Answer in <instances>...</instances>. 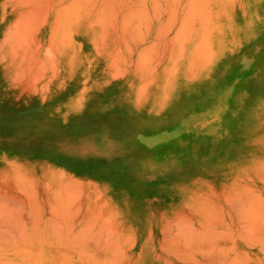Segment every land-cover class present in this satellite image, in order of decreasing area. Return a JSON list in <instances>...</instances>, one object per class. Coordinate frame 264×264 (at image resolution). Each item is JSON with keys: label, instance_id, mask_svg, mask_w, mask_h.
Wrapping results in <instances>:
<instances>
[{"label": "rangeland", "instance_id": "rangeland-1", "mask_svg": "<svg viewBox=\"0 0 264 264\" xmlns=\"http://www.w3.org/2000/svg\"><path fill=\"white\" fill-rule=\"evenodd\" d=\"M28 1L23 0L31 4L29 7L19 6L18 0H0V65L8 69L6 80H0V195L9 200L19 196L24 202L19 201L26 202L25 207L14 198L1 201L0 196V202H4L1 206L7 202L10 209L8 213L0 209V235L6 234L0 241L8 239L13 230L24 229L20 228L23 223L18 226V220L25 219L29 229L35 217L43 218L36 223L37 228L39 224V234L48 235L46 227L51 226L54 232L52 226L63 225L67 211H71L72 220L78 210L71 221L76 226H63V239L89 241L85 264H110L119 255L111 254L107 247L111 240H104V229L102 236H96L101 232L97 229L100 224V228H110V239L117 238L119 249L112 247L121 255L113 264H187L175 257V251L183 249L186 241L191 243L182 235L185 225L192 226L191 230L186 228L189 234L196 229L189 238L191 251L202 249L210 255L207 249L211 248V257H216L211 263L221 264L219 259H225L224 264H232L235 259L233 264H239L236 259L241 258L243 264H257L263 260L259 246L264 245V41H255L264 35V0L167 1L171 6L165 0H156L159 4L155 0ZM152 2L159 12H153ZM189 3L191 7L196 4L198 10L185 12ZM108 5L112 6L110 10ZM171 12L173 17H167ZM183 16L193 19L190 22ZM181 20L188 26L183 24L186 31ZM29 21L40 27L30 26ZM240 48L243 51L238 53ZM209 53L213 57L204 58ZM235 58L237 68L233 66ZM13 75L20 85L18 92H13L10 85ZM66 97H81L70 104L75 112L63 110ZM77 118L82 119L75 121ZM231 185L237 188L236 194L227 192ZM251 194L263 199L250 198ZM16 200L25 208L18 205L24 216H18L19 209L15 214ZM254 200L261 201L257 204ZM37 202L40 212L35 207ZM255 205L261 211L257 212ZM62 206L70 209L63 212L64 220L60 218ZM55 207L61 210L59 214H53ZM240 207L246 214H255L254 218L251 215L253 223ZM238 210L248 220L240 218ZM30 211L43 216H29ZM88 216L94 222L98 219L93 222L95 226L91 224L90 233L80 227ZM7 218L9 229L4 227ZM45 220L49 225L43 228ZM12 226L15 229L11 231ZM199 231L203 234L194 237ZM18 232L13 235L19 236ZM239 233L245 234L241 235L243 239ZM71 241L52 247H56L52 253L57 264H67L66 258L73 261L77 256ZM33 243L30 254L20 259L22 264L37 260L38 253L42 260L41 244ZM116 244L111 241L110 245ZM243 252L252 257L250 261ZM41 260L38 264H43ZM68 264L84 263L74 260Z\"/></svg>", "mask_w": 264, "mask_h": 264}, {"label": "bare ground", "instance_id": "bare-ground-1", "mask_svg": "<svg viewBox=\"0 0 264 264\" xmlns=\"http://www.w3.org/2000/svg\"><path fill=\"white\" fill-rule=\"evenodd\" d=\"M29 1H31V0H29ZM29 1H28V2H29ZM43 1H44V0H43ZM59 1H60V0H59ZM75 1H78V0H75ZM75 1L73 0L74 3H75ZM95 1H96V0H95ZM100 1H101V0H100ZM100 1H99V2H100ZM124 1H125V0H124ZM142 1H143V0H142ZM145 1H146V0H145ZM165 1H166V3H169V2H167V1H169V0H165ZM170 1H171V0H170ZM192 1L195 2L196 0H192ZM192 1L190 0L191 4L193 3ZM197 1H198V0H197ZM18 2H19V3L21 2L19 6H21V5H23V6H27V5H28V7H29V5H31V4H26V3H24L23 0H22V1H21V0H18ZM22 2H23V3H22ZM28 2H27V3H28ZM32 2H33L32 4H34V1H32ZM35 2H36V0H35ZM37 2H38V1H37ZM47 2H48V1H47ZM138 2H139V1H138ZM155 2H157V1L155 0ZM158 2L160 3V1H158ZM158 2H157L156 4H159ZM179 2H180V1H179ZM186 2H187V1H186ZM188 2H189V0H188ZM188 2H187V3H188ZM199 2L201 3L202 1L200 0ZM203 2H204V1H203ZM41 3H42V2H41ZM74 3H73V4H74ZM122 3H123V2H122ZM152 3H153V2H152ZM164 3H165V2H164ZM170 3H171V2H170ZM170 3H169V5H170ZM195 3H196V2H195ZM39 4H40V2H39ZM39 4L37 3V5H39ZM43 4H44V2H43ZM45 4H46V3H45ZM73 4H72V6H73ZM104 4H105V3H104ZM108 4H109V3H108ZM123 4H124V3H123ZM123 4H121V5H123ZM145 4H146V3H145ZM153 4H154V3H153ZM174 4H175V3H174ZM185 4H186V3H185ZM185 4L183 3V5H185ZM191 4L189 3V7H190L191 9H190V10H187V9L189 8V7H187V9L185 10V12H186V11H187V12L189 11V14H190V11L195 12V11H193L192 8H195L194 6H195L196 4L192 5L193 7H191ZM203 4H204V3H203ZM203 4H200V5H201V6H204ZM34 5L36 6V4H34ZM64 5H65V4H64ZM69 5H70V4H69ZM117 5H118V4H117ZM165 5H166V4H165ZM183 5H182V6H183ZM43 6H44V5H43ZM65 6H66V5H65ZM67 6H68V3H67ZM70 6H71V5H70ZM70 6H68V7H70ZM86 6H87V5H86ZM154 6H155V4L153 5V7H154ZM170 6H171V5H170ZM31 7H32V6H31ZM47 7H48V6H47ZM74 7H75V6H74ZM84 7H85V6H84ZM89 7H91V6H89ZM111 7H112V6L108 5V9L111 8ZM116 7H117V6H116ZM156 7H157V6H155L154 8H152V9H153V12H154V11H155V12L157 11V10L155 9ZM161 7H162V6H160V8H161ZM35 8H36V7H35ZM60 8H61V7H60ZM86 8H87V7H86ZM124 8H125V7H124ZM163 8H164V7H163ZM163 8H162V9H163ZM170 8H171V7H169V9H170ZM196 8H197V7H196ZM196 8H195V9H196ZM200 8H201V7H200ZM31 9H33V8H31ZM42 9H43V7H42ZM42 9L40 10V8H39V11H42ZM68 9H70V8H66V10H68ZM73 9H75V8H72V11H74ZM91 9H92V7H91ZM91 9H90V11H91ZM101 9H102V8H101ZM113 9H114V8H113ZM116 9H117V8H116ZM116 9H115V10H116ZM162 9H161V10H162ZM169 9H168V10H169ZM195 9H194V10H195ZM27 10H28V9H27ZM33 10H34V9H33ZM55 10H56V9H55ZM81 10H82V9H81ZM84 10H85V9H84ZM109 10H110V9H109ZM163 10H164V9H163ZM163 10H162V11H163ZM165 10H166V9H165ZM181 10H182V8H181ZM196 10H198V9H196ZM201 10H203V7L201 8ZM201 10H199V11L203 14V11H201ZM101 11H103V10H101ZM143 11H144V10H143ZM176 11H177V10H176ZM176 11H172V12L175 13ZM29 12H30V11H29ZM33 12H34V11H33ZM33 12H32V13H33ZM46 12H47V11H45V13H46ZM55 12H56V11H55ZM68 12H69V11H68ZM70 12H71V11H70ZM75 12H76V11H75ZM88 12H89V9H88ZM111 12H113V13L116 12V13H117V11H113L112 9H111ZM128 12H129V11H128ZM157 12H159V11H157ZM172 12H171L170 15H167V17H170L171 15H172L171 17H173ZM200 12H198V13H200ZM30 13H31V12H30ZM57 13H58V12H57ZM84 13H86V12H84ZM113 13H112V14H113ZM118 13H119V12H118ZM138 13H141V12H138ZM138 13H136V14H138ZM144 13H145V11H144ZM146 13H148V12H146ZM206 13H207V12H205V14H206ZM35 14H36V13H34V15H35ZM41 14H42V13H41ZM66 14H67V12H66ZM66 14H65V16H66ZM70 14H71V13H70ZM75 14H77V12H76ZM100 14H101V13H100ZM124 14H125V13H124ZM158 14H159V13H158ZM168 14H169V13H168ZM183 14H186V13H183ZM205 14H204V16H207V15H208V14H206V15H205ZM22 15L24 16V15H26V14L23 13ZM46 15H47V13H46ZM46 15L44 16V19H46ZM87 15H88V13H87ZM152 15H153V13H152ZM154 15H155V13H154ZM154 15H153V16H154ZM175 15H177V14L175 13ZM199 15H200V14H199ZM32 16H33V15H32ZM39 16H40V15H39ZM75 16H76V15H75ZM112 16H113V15H112ZM158 16H160V14L157 15V17H158ZM28 17H29V16H28ZM37 17H38V16H37ZM42 17H43V16H42ZM54 17H55V16H54ZM122 17H123V16H122ZM154 17H155V16H154ZM183 17H184L186 20H187V19L190 20V22H191V19H193L192 16H190L191 18H188L187 16H186V17L183 16ZM194 17H195V16H194ZM33 18H34V17H33ZM39 18H40V17H39ZM75 18H76V17H75ZM77 18H79V17H77ZM123 18H124V17H123ZM123 18H122V19H123ZM141 18H142V17H141ZM148 18H149V17H148ZM150 18H152V17L150 16ZM174 18H176V20H177V17H174ZM23 19H24V18H23ZM42 19H43V18H42ZM56 19H59V18H56ZM114 19H116V18H114ZM124 19H125V18H124ZM30 20H31V22H33V24H35V23H34L35 19L32 20V18H31ZM54 20H55V19H54ZM54 20H53V21H54ZM142 20H143V19H142ZM147 20H148V19H147ZM171 20H173V19H171ZM182 20L184 21V19H182ZM182 20H181V22H182ZM186 20H185L184 22H189V21H186ZM203 20H204V17H203ZM205 20H206V18H205ZM70 21H72V19H71ZM70 21H69V22H70ZM166 21H167V24H168V22H169L170 20L167 18ZM27 22H28V21H27ZM64 22H65V21H64ZM121 22H122V21H121ZM173 22H175V21H173ZM184 22L181 23V25H182V29H183V30H185L184 27H188L186 23L184 24ZM192 22H193V21H192ZM29 23H30V21H29ZM102 23H103V22H102ZM136 23H137V22H136ZM165 23H166V22H165ZM170 23H172V22H170ZM170 23H169V24H170ZM58 24H59V23H58ZM109 24H110V23H109ZM174 24H175V23H174ZM174 24H173V25H174ZM183 24L185 25L184 27H183ZM189 24H190V23H189ZM31 25H32V24L30 23V26H31ZM158 25H159V24H158ZM162 25H163V24H162ZM205 25H206V24H205ZM30 26H28V27H30ZM32 26H35V25H32ZM37 26H39V25H37ZM37 26H35L36 29H37ZM62 26H63V25H62ZM123 26H125V25H123ZM127 26H128V25H127ZM167 26H168V25H167ZM167 26H166V27H167ZM170 26H171V24H170ZM39 27H40V26H39ZM166 27L164 26V28H166ZM23 28H24V27H23ZM23 28H22V29H23ZM35 28H34V29H35ZM125 28H126V27H125ZM128 28H129V27H128ZM161 28H162V27H160V30H161ZM164 28H163V29H164ZM168 28H169V27H168ZM178 28H179V27H178ZM178 28H177L176 30H177V32L179 33ZM180 28H181V26H180ZM180 28H179V30H180ZM26 29L29 30V28H26ZM32 29H33V28H32ZM116 29H117V28H116ZM182 29H181V31H182ZM30 30H31V29H30ZM125 30H126V29H125ZM164 30H165V29H164ZM22 31L25 32V33H26V32L28 33V31H26L25 29L22 30ZM22 31H20V35H21V32H22ZM138 31H139V30H138ZM140 31H141V30H140ZM167 31H168V30H167ZM185 31H186V30H185ZM187 31H188V30H187ZM177 32H175V33H177ZM182 32H183V31H182ZM27 33H26V34H27ZM65 33H66V32H65ZM131 33H132V32H131ZM26 34H22V35L25 37ZM28 34H29V33H28ZM136 34H137V33H136ZM141 34H142V33H141ZM22 35H21V36H22ZM32 35H34V34H32ZM142 35H143V34H142ZM18 36H19V35H18ZM27 36H28V35H27ZM29 36L31 37V35H29ZM171 36H172V35H171ZM177 36H178V35H177ZM180 36H181V35H180ZM31 38H32V37H31ZM176 38H177V37H176ZM17 39H18V38H17ZM21 39L23 40V37H21ZM29 39H30V38H29ZM26 40H27V39H26ZM60 40H61V39H60ZM203 41H204V40H203ZM259 41H261V42L264 41V35L262 36V38L257 39L255 42H258V43H259ZM16 42H17V41H16ZM19 42H20V41H19ZM127 43H128V42H127ZM127 43H126V44H127ZM153 44H154V43H152V45H153ZM152 45H151V46H152ZM199 45H200V44H199ZM251 45H252V44H251ZM154 46H155V45H154ZM250 47H251V46H249V48H250ZM146 50H147V49H146ZM130 51H131V50H130ZM240 51H243V50L240 48V49L238 50V53H239ZM129 53H130V52H129ZM139 53H140V52H139ZM145 53H146V52H145ZM211 54H213V53L206 54V55L204 56V58H205L206 56H208V57H209V56H210V57H213ZM136 55H137V54H136ZM142 55H143V54H142ZM140 57H142V56H140ZM210 57H209V58H210ZM204 58H203V59H204ZM124 59H125V58H124ZM147 59H148V58H147ZM203 59H202V61L204 62L205 59H204V60H203ZM212 59H213V58H212ZM212 59H211V60H212ZM140 60H141V59H140ZM208 60H209V59H208ZM208 60H206V62H207ZM237 61H238V59L235 58V61L233 62V66L236 67V68H237V66H238ZM206 62H205V63H206ZM146 63H147V62H146ZM207 64H208V62L206 63V65H207ZM208 65H209V64H208ZM210 66H211V65H210ZM211 67L213 68V66H211ZM55 107H56V106H55ZM62 112H63V111H62ZM59 113H60V112H59ZM55 114H57V113H55ZM58 117H59V115H58ZM80 119H82V118H77V119H75V121H79ZM85 119H87V118H85ZM54 120H55V119H54ZM57 120H58V119H57ZM57 120H56L57 124H58V122H59V124H61V123H60L61 120H59V121H57ZM150 121H152V120H150ZM150 121H149V122H150ZM72 122H73V120H72ZM143 153H144V152H143ZM261 166H262V165H261ZM260 179H261V178H260ZM261 181H262V180H261ZM263 181H264V180H263ZM263 183H264V182H263ZM30 186H31V185H30ZM231 186L233 187V185H231ZM236 189H237L236 187H233V188H231L230 190L228 189L227 192H231V193L233 192V193H234L235 191H237ZM23 190H24V189H23ZM247 191H248V190H247ZM21 192H22V191H21ZM30 192H32V191H30ZM240 192H241V191H240ZM253 192H254V191H253ZM22 193H23V192H22ZM32 193H34V192H32ZM250 193H251V191H250ZM254 193H255V192H254ZM234 194H236V193H234ZM255 194H256V193H255ZM259 194H260V193H259ZM259 194H258L257 196L261 197ZM3 195H4V193H3ZM27 195H28V194H27ZM238 195H239V194H238ZM238 195H237V196H238ZM0 196H1V195H0ZM36 196L38 197V195H35V198H36ZM239 196H240V195H239ZM253 196H254L255 198L257 197V196H255L254 194H253ZM253 196H252V194H251V197H250V196H249V197L252 198ZM1 197H2V196H1ZM1 197H0V198H1ZM5 197H6V196H5ZM7 197L10 198V195L7 196ZM33 197H34V196H33ZM74 197H75V196H74ZM240 197H241V196H240ZM245 197H246V196H245ZM13 198H14V199H17L15 196L12 197V199H13ZM18 198H19V199H17V200L19 201V200L21 199V197L18 196ZM25 198H26V197H25ZM25 198H23V199H25ZM35 198H33V199H35ZM77 198H78V197H77ZM229 198H230V197H229ZM247 198H248V197H247ZM261 198L263 199V197H261ZM12 199H10V200H12ZM14 199H13L12 201H14ZM47 199H48V198H47ZM66 199H68V198H66ZM66 199H65V200H66ZM230 199H231V198H230ZM232 199H233V198H232ZM234 199H235V198H234ZM237 199H238V198H237ZM239 199H240V198H239ZM262 199H261V200H262ZM2 200L5 201V200H9V199H5V198L3 199V197H2L1 201H2ZM10 200H9V201H10ZM17 200L14 202L15 205H16V203H17V208H16L17 210H14V212H15V211L18 212V209H19V208H18V205H19V207L22 208V207L25 206V204H26V202L23 203L24 201L21 199V201H23V202H21V201H19V202H21V203H20L21 205H23V204H24V205H23V206H20V204H19V202H17ZM25 200H26V199H25ZM27 200H28V199H27ZM61 200L63 201V199H60V201H61ZM69 200H70V199H69ZM69 200H66V202H67V201L69 202ZM250 200H251V199H250ZM261 200H259V201H261ZM263 200H264V199H263ZM263 200H262V201H263ZM36 201H37V200H36ZM36 201H35V202H36ZM41 201H42V200H41ZM45 201H46V200H45ZM58 201H59V199H58ZM231 201H232V200H231ZM233 201H234V200H233ZM241 201H242V200H241ZM241 201L239 202V205L241 204ZM248 201H249V200H248ZM254 201H255V200H254ZM256 201H258V200H256ZM256 201H255V202H256ZM259 201H258V202H259ZM29 202H30V201H29ZM32 202H33V200H32ZM42 202H43V201H42ZM66 202H64V203L67 204ZM226 202H227V201H226ZM1 203H2V202H0V209H1V210L3 209L2 212L5 210L6 213H8L10 209L7 208V207H9V206H7V204H6L7 202H6L4 205H2V206H5L6 208H5V207H2V206H1ZM3 203H4V202H3ZM3 203H2V204H3ZM37 203H38V202H37ZM37 203H35V204H36L35 207H38V210H39V209H40V207L38 206L39 203H38V204H37ZM43 203H44V202H43ZM64 203H63V204H64ZM70 203L72 204L71 201H70ZM236 203H237V202H236ZM256 203H257V202H256ZM262 203H263V202H262ZM8 204H9V203H8ZM11 204H12V203H11ZM50 204H51V203H50ZM61 204H62V202H61ZM71 204L69 205V207H71ZM229 204L232 205L231 202H229ZM234 204H235V203H234ZM242 204H244V202H243ZM252 204H253V203H252ZM254 204H255V203H254ZM257 204H259V203H257ZM67 205H68V204H67ZM67 205H64V206L67 207ZM260 205H261V204H260ZM51 206H52V205H51ZM53 206H54V205H53ZM53 206H52V207H53ZM64 206H62V209H63L64 211H63V210L61 211V210L59 209V210L62 212V214H60V216L63 217V218H62V217H60V218L63 219V220L65 219L64 216H63V212H64V214H66V213H65L66 210H70V209H68L69 207H68V208H65ZM237 206H238V204H237ZM241 206H242V205H241ZM255 206H256V205H255ZM258 206H259V205H257L256 207H258ZM263 206H264V205H263ZM10 207H11V206H10ZM12 207H13V205H12ZM15 207H16V206H15ZM25 207H26V206H25ZM27 207H28V206H27ZM41 207H42V206H41ZM49 207H50V206H49ZM58 207H59V206H58ZM80 207H81V206H80ZM211 207H212V206H211ZM238 207H239V206H238ZM248 207H250V206H248ZM248 207H247V208H248ZM50 208H51V207H50ZM55 208H56V207H55ZM55 208L52 209V210H54V211H53V214H54V212H56V213L59 214V210L57 211V208H56V210H55ZM203 208H204V207H203ZM215 208H216V207H215ZM232 208H234V207H232ZM235 208H236V207H235ZM241 208H242V207H240V210H241ZM247 208H246V209H247ZM259 208H260V207H258V209H256L257 212H259V211H258V210H260ZM262 208H263V207H262ZM6 209H7V210H6ZM13 209H14V208H13ZM22 209H25V208H22ZM65 209H66V210H65ZM77 209H79V211H80L81 208L78 207ZM199 209H200V208H199ZM212 209H213V208H212ZM238 209H239V208H238ZM254 209H255V208H254ZM38 210H36V212H37ZM43 210H44V208H43ZM52 210H51V214H52ZM75 210H76V209H75ZM75 210H72V211H75ZM213 210H214V209H213ZM233 210H234V209H233ZM240 210H238V211H239L238 213H240ZM5 211H4V212H5ZM19 211H20V212L18 213V216H19L20 213L24 216L25 213H23V211L21 212V209H19ZM31 211L33 212V210H31ZM31 211H30V212H31ZM41 211H42V210H41ZM48 211H49V210H48ZM211 211H212V210H211ZM221 211H222V210H221ZM244 211H245V210H244ZM249 211H250V210H249ZM249 211H248L247 213H249ZM260 211H261V210H260ZM14 212H13V213H14ZM32 212H31V213H32ZM39 212H40V210H39ZM43 212H44V211H43ZM67 212H68V214L65 215V216H66V220H64L65 223H64V221L59 220V221H62L63 225H61V223L55 221L56 223H59L61 226H60V225H59V226H58V225H55L54 227L52 226L54 232H52L51 226H50V228H49V226H48L49 223H47V224L45 223L47 219L43 222V224L45 223L44 225L42 224L43 228H45V225L48 226V227H46V230H45V231L48 232V229H49V234H50V235H49V234L47 235L46 233L43 234V235H41V234H42L41 231L39 232V229L42 230V227L39 228V224H40V222L43 220V218L35 217L36 222L33 220V222H34L35 224H32V226H31L29 229H28V226L24 225V224H26V220H25V219L23 220V222H19V220H18V226H19V224L21 225V224L23 223V224L20 226V228L23 227V226H25L24 229L21 228V229H23V230L20 231V229L18 228L17 231H15L16 229L12 226L13 228L11 227V231H12L13 229H15V230H13V233H14V232L17 233V232L19 231V232H18V235H19V236H17V235H13V233H12V235H10L9 233H7V235H10V236H8V239H9V240L6 239L7 237H4V238H5V241L2 242V241L4 240V239H3V236H4V235L6 236V234H3V236L0 235V236H2V241H0V264H18V263L22 264L21 261H20V259H21V258L23 259L24 256H27V255L30 254V251L32 250V249H31V248H32V245H31V244H32L33 242H37V244H39V245L41 244V245L39 246L40 248H39V247H38V248H39V250H43L44 253L42 252L43 254L41 255V256H42V260H41L40 254L38 253V255H37L36 253H37L38 251L36 250V253H35V254L37 255V257L39 256L40 259H39V257L37 258V260L33 258V260H35V261H37V262L33 261L32 263L30 262L29 264H38L39 260H41V263H43V264H57V263H58V262H57V259L54 258L53 253H52V251H53L56 247H55L54 249H52V247L57 246V245H59V246L62 245V246H63V243H64V242H65V245H66V242H67V244H69L68 242L71 241V240L69 239V237H68L67 239L64 237V239H63V233H64V232H63V226L65 225V226H67V228H69V227H74V225L76 226V223H75V222L72 223L71 221L74 220V219L76 218V217H75V214H77L76 212H78V210L75 212V214H74V212H72V214H74V215H72L73 218H74V219H72V220H71V218L69 217V215L71 214V213L69 214V212H71V211H67ZM213 212H214V211H213ZM241 212H242V213H245V216H247V217L250 215L249 217H251V218H248V219H249V221H251V222L253 223V221H252V216H253V218H254V215H255V214H254V215H253V214H250V213H249V214H246V212H243V210H241ZM251 212H252V209H251ZM257 212H256V214H257ZM6 213H5V214H6ZM13 213H12V214H13ZM79 213H80V212H79ZM97 213H98V212H97ZM97 213H96V214H97ZM214 213H215V212H214ZM226 213H227V212H226ZM228 213H229V212H228ZM236 213H237V212H236ZM252 213H255V212H252ZM15 214H17V213L15 212ZM15 214H14V215H15ZM36 214H38V212H37ZM36 214H35V215H36ZM88 214H89V213H88ZM218 214H219V213H217V215H218ZM223 214H224V213H223ZM229 214H230V213H229ZM261 214H262V212H261ZM7 215L9 216L10 213L7 214ZM22 215H21V216H22ZM28 215H29V216H35V215H33V213L30 215L29 212H28ZM99 215H100V214H99ZM195 215H196V217H197L198 220H199V217H198V213H197V212L195 213ZM207 215H208V214H207ZM220 215H221V214H219V216H220ZM251 215H252V216H251ZM257 215H259V214H257ZM4 216H5V215H4ZM23 216H22V218H24ZM36 216H39V215H36ZM42 216H43V215H42ZM42 216H39V217H42ZM53 216H54V215H53ZM55 216H56V215H55ZM55 216H54V217H55ZM57 216H59V215H57ZM67 216H68L69 219L67 218ZM70 216H71V215H70ZM76 216H77V215H76ZM78 216H79V215H78ZM86 216H87V214H86ZM92 216H93V215H92ZM96 216H97V215H96ZM208 216H209V215H208ZM214 216H216V213L214 214ZM242 216H243V215H242ZM242 216H241V213H240V218H241ZM245 216H243V217H245ZM0 217H1V214H0ZM2 217H3V215H2ZM6 217H7V216H6ZM47 217H48V216H47ZM93 217H94V216H93ZM105 217H106V216H105ZM220 217H221V216H220ZM256 217H258V216H256ZM256 217H255V218H256ZM8 218H9V217H8ZM8 218H7V220H8ZM15 218H17V217L15 216ZM22 218H21L20 220H22ZM52 218H53V217H52ZM60 218H59V219H60ZM81 218H82V217H81ZM87 218H88V220L86 219V220L84 221V224H83L84 226H80V227H81V228L85 227V228H83L84 230H85L86 228L89 229L87 232L90 233V229H91V231H92V229H93V228H91V227H93V225L95 226V224H96L95 222H96V220H98V219L95 220L94 218H96V217H94V218H93V219L95 220V222H94V221L90 220V219H92V218H90V216H88ZM222 218H223V217H222ZM232 218H233V217H232ZM258 218H259V217H258ZM261 218H264V216H262ZM0 219H1V218H0ZM10 219H11V217H10ZM37 219H39V220H37ZM48 219H50V218H48ZM53 219L56 220V217L53 218ZM53 219H52V220H53ZM103 219H104V218H103ZM105 219H106V218H105ZM212 219H213V218H212ZM218 219H219V218H218ZM248 219H246V217H245V219L243 218V220H248ZM14 220H15V219H14ZM69 220H70V221H69ZM78 220L80 221V219H78ZM78 220H77V222H78ZM106 220H107V219H106ZM209 220H210V219H209ZM209 220H208V222H209ZM219 220H220V219H219ZM222 220H224V219H222ZM237 220H238V219H237ZM1 221L3 222V218L1 219ZM1 221H0V224H1ZM11 221L13 222V216H12V219L10 220V223H11ZM31 221H32V219H31ZM38 221H39V224H38V228H39V229L37 228V224H36V223H38ZM50 221H51V220H50ZM75 221H76V220H75ZM89 221H90V222H89ZM238 221H239V220H238ZM256 221H257V220H256ZM14 222H16V221H14ZM24 222H25V223H24ZM27 222H28V221H27ZM51 222H52V221H51ZM67 222L69 223V225H67V224H68ZM70 222L72 223V225H71ZM85 222H86V223L88 222V223L86 224ZM91 222H92V223H91ZM93 222H94L95 224H93ZM178 222H179V221H178ZM180 222H181V221H180ZM208 222H206V224H207L206 226H208ZM246 222L248 223V221H246ZM6 223L8 224V223H9V220H8L7 222L4 221V227H5V226H8V225H6ZM10 223H9V224H10ZM16 223H17V222H16ZM16 223H15V224H16ZM74 223H75V224H74ZM78 223H79V222H78ZM89 223H90V224H89ZM104 223H105V222H104ZM175 223H176V222H175ZM202 223H203V222H202ZM244 223H245V221H244ZM249 223H250V222H249ZM12 224H13V223H12ZM15 224H14V225H15ZM91 224H93V225H91ZM99 224H100V223H99ZM211 224H213V223L211 222ZM222 224H223V223H222ZM256 224H257V222H256ZM263 224H264V223H263ZM88 225H91V226L88 227ZM187 225H188V224H187ZM202 225H203V224H202ZM202 225H201V226H202ZM226 225H227V224H226ZM245 225H246V224H245ZM251 225H253V224H251ZM251 225H250V226H251ZM0 226H1V225H0ZM2 226H3V225H2ZM10 226H11V225H10ZM15 226H16V225H15ZM33 226H36V227L34 228ZM68 226H69V227H68ZM100 226H101V224L99 225V228L97 227V229L101 230V232L98 230V231L100 232V234H96V233H95L96 236H97V237H98V235H101V236H102V233H103L102 231H103V229H104V232H105V233H103V238H104V236L106 235L105 238H104V240H105V241L107 240V243L111 240V241H114L115 244H116V241H117V238H116V237H115V238H116V241L110 239V237L113 235L112 231H111V230H110L111 232L109 231L110 228H109V229H108V228L106 229V228H102V227H101V228H102V229H101ZM170 226H171V225H170ZM172 226H173V225H172ZM182 226H183V225H182ZM188 226H189V228L191 227V228H190V230H191V229H192V226H190V225H188ZM199 226H200V225H199ZM201 226H200V228H201ZM241 226H242V224H241ZM178 227L180 228V226H178ZM208 227H209V226H208ZM252 227H253V226H252ZM0 228H1V227H0ZM2 228H3V227H2ZM7 228L9 229L10 227L8 226ZM7 228H6V229H7ZM47 228H48V229H47ZM167 228H170V227H167ZM186 228H187V226L185 225V226H184V229H185V231H187V232H186L187 234L185 233V231H183V230H184L183 228H182L183 230L180 228L181 231H182V235H183V236L186 235L185 237H188V241H191V243H192V240H189V238H191V237L193 236L191 233H193L196 229L193 230V231L190 233V234H191V236H190V234H189L190 230L188 231V230H186ZM189 228H187V229H189ZM194 228H195V227H193V229H194ZM241 228H242V230H243V227H241ZM241 228H240V230H241ZM30 229H32V231H31L32 233H30ZM72 229H73V228H72ZM87 229H86V230H87ZM105 229H106V230H105ZM205 229L208 230L209 228H208V229L205 228ZM229 229H230V228H229ZM237 229H238V228H237ZM0 230H1V229H0ZM2 230H3V229H2ZM4 230H5V228H4ZM65 230H66V229L64 228V231H65ZM68 230H69V229H68ZM76 230H78V229H76ZM79 230H81V229H79ZM79 230H78V231H79ZM84 230H81V231L85 232ZM95 230H96V229H95ZM107 230H108L110 233L107 232ZM177 230H178V229H177ZM198 230L202 231L203 228H202V229H198ZM209 230H210V229H209ZM213 230H214V229H213ZM244 230H245V229H244ZM244 230H243V231H244ZM257 230H258V229H257ZM9 231H10V230H9ZM11 231H10V232H11ZM43 231H44V230H43ZM43 231H42V232H43ZM78 231H76V232H78ZM96 231H97V230H96ZM96 231H95V232H96ZM98 231H97V233H99ZM181 231L179 230L178 233L180 234ZM200 231H199V233H197L198 231L195 232L196 234H195V233H194V234H195L196 236L194 235V237H198V238H199L200 235L203 234V232L201 233ZM215 231H216V229L214 230V232H215ZM220 231H221V230H220ZM220 231H219V232H220ZM222 231H223V230H222ZM229 231H230V230H229ZM229 231H228V232H229ZM248 231H249V230H248ZM1 232H2V231H1ZM36 232H38V233H36ZM71 232H72V230H71V228H70V233H71ZM74 232H75V231H74ZM83 232H82V233H83ZM113 232H114V231H113ZM206 232H207V231H205L204 233H206ZM212 232H213V231H212ZM214 232H213V233H214ZM232 232H233V231H232ZM232 232L230 231L231 234H232ZM240 232H241V231H240ZM3 233H5V231H3ZM39 233H41V234H39ZM51 233H54V234H51ZM106 233H107V234H106ZM108 233H109V235H108ZM213 233H211V235H214ZM247 233H248V232H247ZM251 233H252V232H251ZM38 234H39V235H38ZM71 234H72V233H71ZM75 234H76V233H75ZM104 234H105V235H104ZM110 234H111V235H110ZM114 234H115V233H114ZM176 234H177V233H176ZM176 234H175V235H176ZM179 234L176 235V236H180ZM198 234H200V235H198ZM209 234H210V232H209ZM237 234H238V233H237ZM243 234H244V233H243ZM243 234L239 233L238 236H241V235H243ZM80 235L84 237V236L87 235V234L85 233V235H83V234H80ZM88 235H89V234H88ZM92 235H93V234H92ZM188 235H189V236H188ZM197 235H198V236H197ZM206 235H207V234H205V236H206ZM211 235H210V236H211ZM215 235H217V234H215ZM244 235H245V234H244ZM244 235H243V236H244ZM77 236H78V235H77ZM81 236H80V237H81ZM90 236H91V235H90ZM94 236H95V235H94ZM114 236H115V235H114ZM208 236H209V235H208ZM243 236H241V237H239V238L243 239V238H244ZM15 237H16V238L18 237V239H15ZM80 237H78V238H80ZM85 237L88 238L87 236H85ZM180 237H181V236H180ZM202 237H203V236H202ZM242 237H243V238H242ZM246 237H247V236H246ZM106 238H109V239H106ZM112 238H114V237H112ZM115 238H114V239H115ZM198 238H197V243L199 244V240H200V239H198ZM206 238H207V237H206ZM209 238H210V237H209ZM212 238H214V236H213V237L211 236V239H212ZM95 239H96V238H95ZM201 239H202V238H201ZM257 239H258V238H257ZM0 240H1V238H0ZM32 240H33V241H32ZM67 240H68V241H67ZM101 240H102V242L99 240L101 243H103L104 245L107 244L106 242H103V241H104L103 239H101ZM175 240H176V242H178V241H177L178 239L175 238ZM202 240H203V239H202ZM202 240H201V241H202ZM234 240H235V238H234ZM249 240H252V239H249ZM6 241H8V242L5 243ZM63 241H64V242H63ZM111 241H110V244H111ZM168 241H169V240H168ZM183 241H184V239H183ZM185 241H186V240H185ZM185 241H184V242H185ZM195 241H196V240H195ZM195 241L193 240V242H195ZM204 241H208V240L205 239ZM204 241H203V242H204ZM209 241H211V240H209ZM243 241H244V240H243ZM246 241H247V238H246ZM260 241H261V239H260ZM30 242H31V243H30ZM71 242H72V241H71ZM88 242H89V241H88ZM88 242H87V243H88ZM75 243H76V242H75ZM75 243H74V242L70 243V244H71L70 247H71V248H72V247H73V248L75 247L74 249L77 250V256L74 258V260H75V262H81V263L83 262V263L85 264L86 261L89 260V259H88L89 257H87V256H88V253H86V252L89 251V250L87 249V248H88L87 246H89L90 244L87 245V243H76V244H75ZM92 243H93V242H92ZM112 243H113V242H112ZM191 243H190V242L187 243V241H186V242H185V246L182 245L184 248H183V249H180V250L178 249L177 253H176V251H175V255H176V256H175V255H174V256H175V257H178V258L181 257V259L183 258V260H184L187 264H214V263H211V262H212V261H215V260H216V257H214L213 255H212L213 257H211V254H212V252H211V248H210V249H207V250H208V253H209V250H210V253H211L210 255L207 254V253L205 252L206 250H205V251H204V250L202 251V249H201L200 247H199V248L201 249V251H200V250H199V251L196 250V252H192L191 249H192L193 247H192V244H191ZM195 243H196V242H195ZM197 243H196V244H197ZM201 243H202V242H201ZM96 244H98V243H96ZM110 244L108 243V244H107V245H108L107 247H109V249H111V251H112L111 254H112V255H115V253H116V254H119L118 256H120V255H121V251H120V252H118L119 250H118L117 252L115 251V250L119 249V248H118V245L116 244L115 246H117V248H115L114 245H110ZM122 244H123V243H122ZM178 244H179V243H178ZM182 244H183V243H182ZM196 244H195L194 246H196ZM214 244H215V243H214ZM246 244H247V242H246ZM253 244H254V243H253ZM255 244H256V242H255ZM30 245H31V246H30ZM33 245H35L34 247L37 248L36 243H35V244L33 243ZM94 245H95V244H94ZM104 245H102V248H104V247H103ZM259 245H260V243H259ZM59 246H57V247L59 248ZM90 246H91V245H90ZM98 246H99V245H98ZM112 246L114 247V249H115L114 251H115V252L113 251V247H112ZM177 246H180V245H177ZM199 246H200V245H199ZM202 246H203V245H202ZM211 246H212V244H211ZM215 246H216V245H215ZM249 246H251V245H249ZM260 246H261V245H260ZM260 246H259V249H260L261 251L264 252V245H262L261 248H260ZM29 247H30V248H29ZM64 247H65V246H64ZM70 247H69V248H70ZM86 247H87V248H86ZM110 247H111V248H110ZM197 247H198V245H197ZM204 247H205V246H204ZM216 247H217V246H216ZM251 247H252V246H251ZM179 248H180V247H179ZM181 248H182V247H181ZM212 249H214L213 246H212ZM28 250H30V251H28ZM63 250H64V249H63ZM87 250H88V251H87ZM90 250H91V249H90ZM216 250H218V252H219V248H218V247H217ZM57 251H59V252L61 251V252H62V250H59V249H58ZM194 251H195V250H194ZM241 251H242V250H241ZM243 251H244V250H243ZM28 252H29V254H28ZM91 252H92V251H91ZM91 252H89V254L92 255ZM215 252H216V251H215ZM215 252H214V253H215ZM236 252H237V251H236ZM244 252H245V251H244ZM244 252H243V253H244ZM40 253H41V252H40ZM55 253H56V252H55ZM55 253H54V255H57V253H56V254H55ZM63 253H64V255H68V254H69L68 252L65 253L64 251H63ZM63 253H62V256H63ZM70 253H71V252H70ZM113 253H114V254H113ZM205 253H206L208 256L204 255ZM222 253H223V252H222ZM33 254H34V252H33ZM35 254H34V255H35ZM237 254H238V252H237ZM239 254H240V253H239ZM244 254H245V253H244ZM244 254H242V255H244ZM246 254H247V253H246ZM246 254L244 255L245 258H247V257L249 256V254H248V256H246ZM123 255H124V254H123ZM203 255H204V256H203ZM214 255H215V254H214ZM240 255H241V254H240ZM240 255H239V256L237 255V256L240 257ZM251 255H252V254H250V256H251ZM62 256H61V258H62ZM68 256H69V255H68ZM89 256H90V255H89ZM116 256H117V255H116ZM116 256H115L114 259L117 261L118 259H116V258H117L118 256H117V257H116ZM124 256H125V255H124ZM55 257H56V258L58 257V259L60 258L59 254H58L57 256H55ZM65 257H66V256H65ZM219 257H220V256H219ZM222 257H223V256H222ZM241 257H242V256H241ZM29 258H30V257H29ZM70 258H71V257H70ZM249 258L251 259L252 257H248V259H249ZM263 258H264V257H263ZM24 259H25V258H24ZM24 259H23V260H24ZM38 259H39V260H38ZM66 259H68V260H65V263H67L66 261H68V263H72V262L74 261V260H73V261L70 260L69 258H66ZM71 259H73V258H71ZM87 259H88V260H87ZM114 259L111 258V261L114 260ZM122 259H123V258H122ZM223 259H224V258H223ZM239 259H241V258H239ZM239 259H238V260L236 259V263L243 264V262L241 261L242 259H241V260H239ZM250 259H249L248 261H250ZM29 260H31V259H29ZM61 260H64V258H62ZM85 260H86V261H85ZM91 260H92V258H91ZM119 260H120V259H119ZM224 260H225V259H224ZM224 260H220V259H219V263L222 261L221 264H224ZM234 260H235V259H233V261H234ZM244 260H245V259H244ZM259 260H260V261H259V263H257V264H264V259H263V260H262V259H259ZM59 261H60V260H59ZM111 261L109 260V262H111ZM116 261L111 262L110 264H113V263H115ZM217 261H218V259H217ZM233 261H232V264H233ZM238 261H239V262H238ZM240 261H241V262H240ZM56 262H57V263H56ZM39 263H40V262H39ZM59 263H60V262H59ZM63 263H64V262H63ZM68 263H67V264H68ZM88 263H89V262H88ZM95 263H96V262H95ZM95 263H93V264H95ZM106 263L108 264V262H106ZM106 263H104V264H106ZM116 263H117V262H116ZM234 263H235V262H234ZM60 264H61V263H60ZM91 264H92V263H91ZM96 264H97V263H96ZM98 264H100V263H98ZM226 264H230V263H226Z\"/></svg>", "mask_w": 264, "mask_h": 264}, {"label": "crops", "instance_id": "crops-1", "mask_svg": "<svg viewBox=\"0 0 264 264\" xmlns=\"http://www.w3.org/2000/svg\"><path fill=\"white\" fill-rule=\"evenodd\" d=\"M1 69H3V68H1V65H0V72H3L4 73V76L2 75V77L0 76V80H1V78L2 79H4V80H6V78H5V75H7V72H8V69L6 70V68H5V70L3 69V71L1 70ZM87 71V70H86ZM88 72V71H87ZM83 77H85L86 75H82ZM8 81V80H7ZM11 87H12V89H13V92H18V89L20 88V85H19V82H17L16 81V79H14V75H13V78H12V80H11ZM5 87H10L9 86V84H5L4 85ZM90 97V96H89ZM15 98H17V97H15ZM81 97H75V98H71V97H66L64 100H63V110L67 113V112H75L74 111V109H73V107L70 105L71 103H77V102H79ZM86 101L87 100H85V104H86ZM84 104V105H85ZM92 104V103H91ZM79 111H81V110H79Z\"/></svg>", "mask_w": 264, "mask_h": 264}]
</instances>
